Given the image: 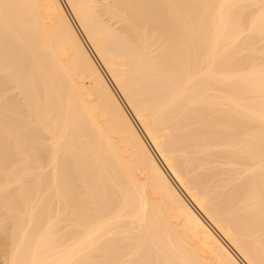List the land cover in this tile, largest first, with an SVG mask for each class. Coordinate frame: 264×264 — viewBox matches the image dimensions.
I'll use <instances>...</instances> for the list:
<instances>
[{"label":"bare ground","instance_id":"1","mask_svg":"<svg viewBox=\"0 0 264 264\" xmlns=\"http://www.w3.org/2000/svg\"><path fill=\"white\" fill-rule=\"evenodd\" d=\"M0 259L264 264V0H0Z\"/></svg>","mask_w":264,"mask_h":264},{"label":"rangeland","instance_id":"2","mask_svg":"<svg viewBox=\"0 0 264 264\" xmlns=\"http://www.w3.org/2000/svg\"><path fill=\"white\" fill-rule=\"evenodd\" d=\"M62 1H63V0H62ZM64 1H65V0H64ZM1 54H2V53H1ZM10 81H12V80L10 79ZM13 84H14L13 82L11 83V82H9V80L7 81V85H8L7 87L10 88L11 91H13V92H12L13 94L15 93L16 98L20 101V103H22L21 105L24 106V108H27V107H26V104H27L26 102H27V101H25L26 98H25V99L23 98L22 93H21V94L19 93L20 91L18 92V91L15 90L16 88H14V85H13ZM26 110H28V109H26ZM27 114H28V112H27ZM77 183H78V184H77L78 187H79L80 190L82 191V188H83V187H81L82 183L80 182V180L77 181ZM82 186H83V185H82ZM0 262H2L1 259H0Z\"/></svg>","mask_w":264,"mask_h":264}]
</instances>
